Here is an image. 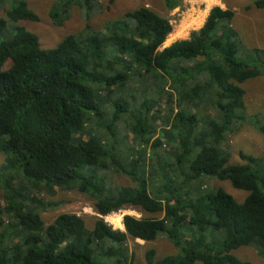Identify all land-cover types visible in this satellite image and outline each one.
<instances>
[{
	"label": "trees",
	"instance_id": "obj_1",
	"mask_svg": "<svg viewBox=\"0 0 264 264\" xmlns=\"http://www.w3.org/2000/svg\"><path fill=\"white\" fill-rule=\"evenodd\" d=\"M178 5L166 0L168 13ZM75 10L83 29L50 50L22 25L40 22L27 1L0 17L11 35L0 43V264H127L129 239L160 238L177 253L156 261L150 250L147 264H250L234 255L243 247L264 257V154L231 165L229 145L247 127L264 137V115L245 102L264 50L244 46L236 12L214 7L164 48L174 27L149 7L101 30L99 0H54L48 14L62 27ZM213 179L248 196L210 189ZM57 191L92 201L94 227L74 214L46 224L41 212L64 205L46 203ZM129 209L147 216H125L124 231L105 222Z\"/></svg>",
	"mask_w": 264,
	"mask_h": 264
},
{
	"label": "rangeland",
	"instance_id": "obj_2",
	"mask_svg": "<svg viewBox=\"0 0 264 264\" xmlns=\"http://www.w3.org/2000/svg\"><path fill=\"white\" fill-rule=\"evenodd\" d=\"M0 0V17L5 15V9L10 7L12 0ZM30 8L40 17V22H26V28L35 33L43 49L50 50L67 36L77 33L83 29L85 22L78 10H75L72 18L62 27H56L49 18V8L54 0H25ZM179 5L170 13L166 6V0H99L105 7L103 14L92 19L91 24L94 29L101 30L104 26L121 17L128 11L136 10L140 7H149L161 16H168L174 27L172 35L164 45V48L171 46L179 40L188 39L192 32L198 31L204 25L210 11L214 7L222 9L230 8L236 12L234 28L240 33L244 46L248 49L259 48L264 50V11L252 8L247 10L255 0H175ZM3 4V6H2ZM11 39V35L5 33L0 35V43ZM247 96L245 98L247 111L249 114L262 113L264 115V78L260 77L249 81L245 85ZM231 147V165L241 163L240 153L260 157L264 154V137L257 133L251 127L244 128L238 135L231 137L229 141ZM4 157L0 154V169L3 165ZM121 185L130 184L128 179L118 178L116 181ZM210 189L222 188L238 202H243L248 194L236 190L230 182L219 180H210L207 184ZM63 202L64 205L58 209L41 212L42 219L46 224H51L62 214H74L82 217L89 228H93L96 219L100 217L93 209V203L84 195L78 192L57 191L55 196H46L48 202ZM132 216L141 219L145 215L139 209H129L112 214L105 218L114 230H121L109 222V217L114 215ZM149 217L163 218V215H148ZM129 262L127 264H147L146 254L150 250H155L156 261L165 259L168 256L175 255L177 250L175 246L165 238H160L155 242L145 243L138 240L129 239ZM234 255L242 261L250 264H264V257L259 254L256 248L243 247L234 252ZM201 264V263H197Z\"/></svg>",
	"mask_w": 264,
	"mask_h": 264
},
{
	"label": "bare ground",
	"instance_id": "obj_3",
	"mask_svg": "<svg viewBox=\"0 0 264 264\" xmlns=\"http://www.w3.org/2000/svg\"><path fill=\"white\" fill-rule=\"evenodd\" d=\"M109 222H111L115 227L120 228L122 230H124V225H123V218L122 215H114L109 217ZM140 242H143L141 240H138Z\"/></svg>",
	"mask_w": 264,
	"mask_h": 264
}]
</instances>
